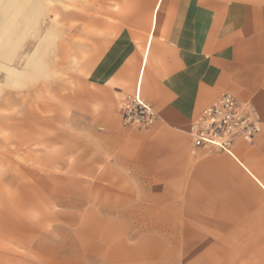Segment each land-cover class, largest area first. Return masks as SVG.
Masks as SVG:
<instances>
[{
    "label": "crops",
    "instance_id": "obj_1",
    "mask_svg": "<svg viewBox=\"0 0 264 264\" xmlns=\"http://www.w3.org/2000/svg\"><path fill=\"white\" fill-rule=\"evenodd\" d=\"M21 2L0 0V143L41 169L40 113H4L28 105L6 36ZM65 21L46 166L64 176L0 175V264H264V0H82ZM223 93L262 131L195 155L187 129ZM127 94L153 127L122 125Z\"/></svg>",
    "mask_w": 264,
    "mask_h": 264
},
{
    "label": "rangeland",
    "instance_id": "obj_2",
    "mask_svg": "<svg viewBox=\"0 0 264 264\" xmlns=\"http://www.w3.org/2000/svg\"><path fill=\"white\" fill-rule=\"evenodd\" d=\"M41 1L39 7H33L30 0H24L17 13L6 14V36L19 46L8 64L14 69L12 76L20 78L27 85L16 96L24 99L28 105L22 111L23 106L19 110L15 106L4 112L12 116L23 112L30 114L35 109L40 113L41 143L35 149L40 150L41 169L33 168L32 154L29 152L31 147H28L30 143L18 150L14 137L8 132L3 136V144L0 143V163L19 162L24 169H8V164H5L4 168H0V175L14 173L25 179L49 178L52 173H56L55 176L58 177L64 176L63 170L46 168L52 161V57L55 58L59 45L63 43L67 28L64 24L66 14L80 10L82 0ZM36 13L39 17H36Z\"/></svg>",
    "mask_w": 264,
    "mask_h": 264
},
{
    "label": "built area",
    "instance_id": "obj_3",
    "mask_svg": "<svg viewBox=\"0 0 264 264\" xmlns=\"http://www.w3.org/2000/svg\"><path fill=\"white\" fill-rule=\"evenodd\" d=\"M159 114L153 105L138 94H127L122 103V125L131 130L153 127ZM262 131V122L252 105L241 103L229 93L221 94L207 106L200 117L190 123L187 132L191 139L190 151H231L242 140L253 144Z\"/></svg>",
    "mask_w": 264,
    "mask_h": 264
},
{
    "label": "snow or ice",
    "instance_id": "obj_4",
    "mask_svg": "<svg viewBox=\"0 0 264 264\" xmlns=\"http://www.w3.org/2000/svg\"><path fill=\"white\" fill-rule=\"evenodd\" d=\"M262 186H264V185H262Z\"/></svg>",
    "mask_w": 264,
    "mask_h": 264
}]
</instances>
